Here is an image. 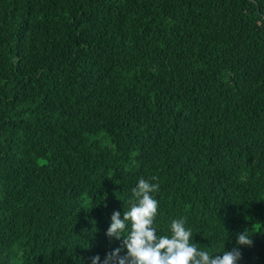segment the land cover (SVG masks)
Wrapping results in <instances>:
<instances>
[{
  "label": "trees",
  "instance_id": "trees-1",
  "mask_svg": "<svg viewBox=\"0 0 264 264\" xmlns=\"http://www.w3.org/2000/svg\"><path fill=\"white\" fill-rule=\"evenodd\" d=\"M152 177L161 234L264 264V0H0V264L103 260Z\"/></svg>",
  "mask_w": 264,
  "mask_h": 264
},
{
  "label": "clouds",
  "instance_id": "clouds-1",
  "mask_svg": "<svg viewBox=\"0 0 264 264\" xmlns=\"http://www.w3.org/2000/svg\"><path fill=\"white\" fill-rule=\"evenodd\" d=\"M156 179H139L131 189L128 210L123 214L114 211L110 217L106 236L122 239V248L113 249L103 260L99 255L91 257L90 264H237L239 248H223L222 252L198 248L183 218L171 219L166 234L158 231L154 226L159 204L154 195L159 190V184L153 182ZM252 243L247 231L237 234V245ZM124 249L126 254L121 255Z\"/></svg>",
  "mask_w": 264,
  "mask_h": 264
}]
</instances>
